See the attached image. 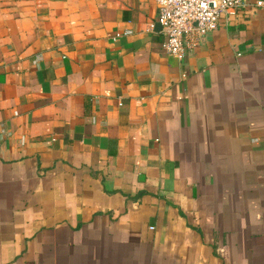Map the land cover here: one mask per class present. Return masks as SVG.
Segmentation results:
<instances>
[{"label": "crops", "instance_id": "1", "mask_svg": "<svg viewBox=\"0 0 264 264\" xmlns=\"http://www.w3.org/2000/svg\"><path fill=\"white\" fill-rule=\"evenodd\" d=\"M157 17L0 0V264H264V12Z\"/></svg>", "mask_w": 264, "mask_h": 264}, {"label": "built area", "instance_id": "2", "mask_svg": "<svg viewBox=\"0 0 264 264\" xmlns=\"http://www.w3.org/2000/svg\"><path fill=\"white\" fill-rule=\"evenodd\" d=\"M163 37V52L182 61L186 50L218 30L222 19L248 10L264 12V0H152ZM117 37V36H116Z\"/></svg>", "mask_w": 264, "mask_h": 264}, {"label": "water", "instance_id": "3", "mask_svg": "<svg viewBox=\"0 0 264 264\" xmlns=\"http://www.w3.org/2000/svg\"><path fill=\"white\" fill-rule=\"evenodd\" d=\"M156 28H157L159 31H160V29H161L160 26H159V24L156 25Z\"/></svg>", "mask_w": 264, "mask_h": 264}]
</instances>
